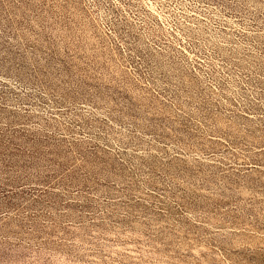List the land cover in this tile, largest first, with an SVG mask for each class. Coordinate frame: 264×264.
I'll return each instance as SVG.
<instances>
[{
    "label": "rangeland",
    "instance_id": "374dc122",
    "mask_svg": "<svg viewBox=\"0 0 264 264\" xmlns=\"http://www.w3.org/2000/svg\"><path fill=\"white\" fill-rule=\"evenodd\" d=\"M0 264H264V0H0Z\"/></svg>",
    "mask_w": 264,
    "mask_h": 264
}]
</instances>
